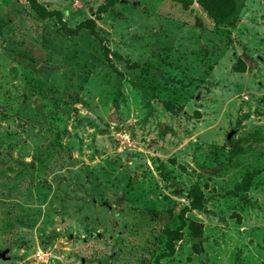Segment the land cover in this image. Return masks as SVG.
<instances>
[{
  "label": "rangeland",
  "instance_id": "rangeland-1",
  "mask_svg": "<svg viewBox=\"0 0 264 264\" xmlns=\"http://www.w3.org/2000/svg\"><path fill=\"white\" fill-rule=\"evenodd\" d=\"M37 1L0 0V264H264V0Z\"/></svg>",
  "mask_w": 264,
  "mask_h": 264
},
{
  "label": "trees",
  "instance_id": "trees-1",
  "mask_svg": "<svg viewBox=\"0 0 264 264\" xmlns=\"http://www.w3.org/2000/svg\"><path fill=\"white\" fill-rule=\"evenodd\" d=\"M31 7L39 14V16L46 18L51 17L53 15L61 16L58 11H49L47 10L42 4H40L37 0H27ZM114 1V0H113ZM202 7L207 10L208 14L214 18L217 22H225L230 20L232 13L235 10V0H200L199 1ZM109 3V4H108ZM107 4L103 5L101 10L106 12L107 9L112 5V0H109ZM86 25H90L91 28L95 27L94 20L85 21L81 26L86 27ZM237 69V66H235ZM41 113H44L43 109L41 108ZM187 197L191 199V208L192 209H203L204 202H203V193L200 188L194 187L192 190L186 193ZM193 229L195 230L193 245L197 252H200L202 249V243L204 239L202 238V233L199 230V226L196 223L192 224ZM168 233L171 235V239L173 241L168 242L169 248L174 251V240L180 239L181 234L178 230L170 231Z\"/></svg>",
  "mask_w": 264,
  "mask_h": 264
},
{
  "label": "water",
  "instance_id": "water-1",
  "mask_svg": "<svg viewBox=\"0 0 264 264\" xmlns=\"http://www.w3.org/2000/svg\"><path fill=\"white\" fill-rule=\"evenodd\" d=\"M232 136H233V133H230V134L228 135V139H230ZM8 252H9V250H6L5 252H3V253H2V257H3V258H6L5 255H6Z\"/></svg>",
  "mask_w": 264,
  "mask_h": 264
}]
</instances>
